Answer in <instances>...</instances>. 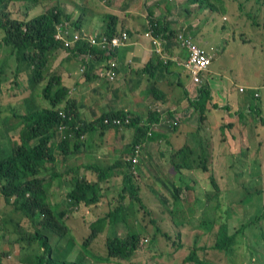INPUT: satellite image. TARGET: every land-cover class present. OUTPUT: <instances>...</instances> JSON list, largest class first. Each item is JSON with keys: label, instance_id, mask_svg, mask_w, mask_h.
Returning <instances> with one entry per match:
<instances>
[{"label": "trees", "instance_id": "obj_1", "mask_svg": "<svg viewBox=\"0 0 264 264\" xmlns=\"http://www.w3.org/2000/svg\"><path fill=\"white\" fill-rule=\"evenodd\" d=\"M141 1L145 3L146 0ZM18 2L24 4L30 3L32 7L37 8L41 0H7L5 7H7L8 3ZM189 4L192 5H188L185 11L191 13L202 9L210 10L211 13H214L215 11H223V8L226 9L227 7L225 0H189ZM195 4L198 6L197 9L189 7H193ZM4 5L5 0H0V32L3 33L0 44L11 50L12 55L16 57L18 62L15 68L16 77L24 71L22 69V65L24 64L26 68H28V73H30L31 82L38 84L45 78L44 72L50 64L51 58L60 51L65 50L71 55L79 57L87 56L89 53L94 54L96 52V48L91 47L90 44L84 40H80L72 48H66L62 41L56 39L58 33L57 26L64 22L60 7L56 6L50 9L43 8L40 13L34 16L27 13L21 16L19 13L16 14L13 11H8ZM163 8H165L164 12H166V14H176L174 11L176 8L174 2L166 1ZM65 19L69 21L70 17L66 16ZM106 20V36L110 38L120 35L121 33H126L129 42V37L133 34L132 30L125 29L123 26L118 28L117 17L109 15ZM71 26L73 28L77 26V24L71 23ZM199 27H201V25H198L196 29ZM147 28L152 38H158L163 52L167 49V39L176 40L177 34L183 33V31L171 30L170 28H172V26H170V24H164L152 17L148 18L146 29ZM75 32L79 33L80 28L75 29L73 33ZM136 32L141 34L139 30ZM142 33H144V31ZM183 34L196 43L194 40L196 35L192 34V32V36L187 32ZM223 45L227 46L226 40ZM179 47L181 50L186 51L185 48ZM99 51L102 52L101 50ZM115 53L116 51L112 53L111 56H114ZM172 57L168 54L167 60L166 58L163 59L164 65L171 66L174 64L177 68L179 67L190 76L189 72L183 67L182 61ZM109 58L110 56L105 57L103 62L106 63ZM213 60L212 56V63ZM164 65L159 62L158 58L155 59L154 62H148L143 70L147 76L156 78L158 68ZM208 71L201 74V79H203L204 74ZM86 73L87 70L85 71V76ZM3 75V70L0 69V96L2 95L1 87L4 81L2 78ZM17 85L19 86L20 83L17 82ZM198 86H200V104L196 100L194 101L190 98L189 102L194 105L195 111L199 113V120L202 121L205 119L204 121H206L208 117L205 111L207 100H209L208 91L210 87L208 84L203 85L202 82ZM54 88H56L55 92L53 91L51 93L50 89L53 90ZM240 92L243 93L244 90L242 91L241 89ZM154 93H160V91L155 90ZM33 100L35 108L28 105L26 114L20 116V118H24V129L16 126L17 132L9 136V148L0 150V196H2L4 200L3 207L10 204L13 207L14 215L20 212V218L17 219L15 216H12L13 218L11 217L17 224L16 232L18 236L14 240V243L20 246V251L18 253L19 264H84V260L86 264L87 258L89 257L92 258L93 264H121V262L122 264H146L145 260L141 261V263L137 262L134 258L135 253L138 251V248H140L139 229H132L131 220L128 219L125 221L122 215H118V211L120 212V209L124 208L127 210L125 212L128 214H135L137 210L136 205L133 203L135 199L140 200V203H138L140 206L139 208L146 207L147 201L142 195L144 191L141 190V183L138 184L136 180L139 178L137 168L139 170L141 163L139 161L140 155L137 154V156H139L138 164L133 163L131 159L135 153V146L144 145L146 141L154 140V135L158 134L157 131L153 132L154 127L159 128L160 126V128L164 127L169 129V122L167 121L168 123L163 124L162 116L156 111L150 113L149 118L141 122L140 115L124 110L102 114L93 123L82 122L81 115L77 113V103L75 99L73 100L69 97V89L63 85L62 78L58 75L52 76L49 83L44 86L42 93L35 94ZM36 103H39V105ZM45 103L49 104L50 108ZM197 103L199 105H197ZM32 105L34 104L32 103ZM248 108L253 112H260V110L253 105H249ZM61 112L64 113L65 117L60 115ZM105 118L120 119L122 124L119 126L104 125L103 120ZM125 120L128 121L127 124H125ZM260 121L264 125V119H260ZM63 127L65 128L61 130ZM122 127L131 129L133 132V138L130 143L131 157L126 161H120L118 158L117 161H114L113 164L110 165L108 170L114 168L118 173L119 169H123L125 173L122 175V179H125V181L130 179L131 183L128 184V186H124L123 190L117 194L116 201L119 204H116L115 210L112 211L113 206L109 208L110 201L107 200L105 196L108 192V184L105 183V181H108L110 178L107 172H102V170L97 169L96 176L91 179L87 176L80 177V175L77 174L79 170L73 172L71 167L68 170H61V167L64 163L63 161H69L72 156L75 158L76 154H78V156L84 154L82 148H85V137L88 133L94 132L97 128L105 130L119 129ZM171 129L176 128L171 127ZM191 136L192 138L190 140L195 141L197 147L185 145L172 154L174 156L172 158V163L175 165L177 172L176 176L171 180L172 182L170 181L172 184H167L168 187L159 188L157 190L163 195L162 198H164V200H167V198L168 200L171 199L172 219L173 214L179 211L177 209H184L182 201L184 192L188 190L196 192L198 188V184L195 181L190 182L189 179L185 177L188 171L194 173L192 175L193 179L194 176L201 178V174H203L204 177L211 175L209 177L210 184L216 190H220L216 177L210 172V167L207 165V149L204 146L203 140L200 139L199 130L197 129L195 135ZM193 138L195 139L193 140ZM197 138L199 141H197ZM194 154H197V156L193 157ZM59 161L62 162L60 168L58 166ZM175 181L177 183H175ZM127 189L129 193L125 192ZM65 191H67L66 199L64 203L62 202L61 204L60 200L56 198V193L61 194ZM215 194L214 192H207L205 194L207 201H204L201 195L196 193L194 197L196 208L200 209V212L206 210L210 197ZM126 199H129L127 203L132 204V206L129 204L126 205V202H124ZM82 203H85V210L89 211L88 214L85 213L86 218L88 217L86 215L93 213L89 206H96V210H98V208L102 210L103 204L106 212L104 209L99 216L89 218V220L86 219L87 222L84 221V223L90 227L89 229H91V231L88 236H85L82 242L83 254L79 253L73 258L70 256V252L74 249L76 239L67 221L69 211H72V209L78 205L81 206L80 204ZM218 207L219 204L216 203L214 209ZM200 212L198 213V219L201 216ZM93 215L94 214H92V216ZM185 217L186 215L181 218L173 219L174 224L184 225L183 222L191 221L188 217ZM256 219L257 218H255V220ZM119 221L127 226V230L123 233H116L114 230H109V235L106 236V240L101 245L104 246L100 248L101 251L93 247L96 236L106 231L107 228L109 229L112 225H116L115 223ZM207 223L209 224H205L203 220L202 226L199 227L203 233L208 232L207 239L211 241H209L207 245L211 249H207L205 252H208V255L213 253L215 257H219L220 255L223 256L225 255L224 253L227 254L234 246V234L236 232L234 234H229L230 232L227 225H223L222 223L219 224V228L215 230L216 224L214 220L213 222ZM166 224L168 223L162 224V227L158 226V231L154 232V237L152 236L151 243L149 244L150 247L156 244V235H158L159 232L170 237L171 232L161 229L167 227ZM85 228H87V226H85ZM213 232H215V236L212 235ZM63 240L64 242H62ZM70 241L74 242L72 248L67 249L66 256H62L63 251L61 247L65 242ZM194 243L195 245L187 253L184 263L214 264L208 259L205 260L203 256L198 255V250L200 248L205 249V246L199 247L196 241ZM178 247H182L180 242ZM156 249V252L159 253L157 254V263L155 262V264H166L162 261L163 251L157 246ZM1 253L2 252H0V262L3 260L2 258L4 256Z\"/></svg>", "mask_w": 264, "mask_h": 264}, {"label": "rangeland", "instance_id": "obj_2", "mask_svg": "<svg viewBox=\"0 0 264 264\" xmlns=\"http://www.w3.org/2000/svg\"><path fill=\"white\" fill-rule=\"evenodd\" d=\"M246 1L251 4L252 8L248 9ZM47 2H49V0H47ZM140 2L142 3L143 1L140 0ZM184 2H186V0H184ZM6 4L7 0H5L4 7ZM143 4L145 7H149L146 2ZM195 5L193 7H189L197 9L198 6L197 4ZM240 5H244V10L241 13H239ZM231 6L233 12L235 11V14H237V17L233 20V28L230 27L232 22H229V18L227 20L223 19L222 22L224 23L225 29H227L228 33H232L233 36L227 37V46H224L223 44L220 45L221 50L219 45L212 47L214 60L210 70L217 71L219 75H216L217 78L214 79V83L211 85V88L217 95V100L220 101L225 100L227 88L231 83L234 86L233 89L240 96H243V94L239 92V89L242 86H245L247 90L251 92L256 88L255 84L261 79L262 73L264 72V39H258L260 41L259 44L262 45V49L251 48L254 52L261 54L260 57L257 58V61H252L250 64L248 63L250 61H246L245 57L242 55L246 54L247 56H251L249 53H247L250 47L244 44L248 41L247 39L250 41L254 39L252 37L251 29L262 27L260 30L261 35L264 37V0H241V2L240 0H234ZM5 8H7L8 11L15 12L16 14L19 13L21 16L25 13L34 16L43 10H41L39 6L34 8L30 3L24 4L20 2L11 4L8 3L7 7ZM43 8L47 9L46 7ZM174 11L176 12V14L173 15L174 17L177 16L178 18H181L180 16H187V18H190L191 20H194V18L200 19L198 22L199 25H201L203 30L208 33L213 32L212 30H209L207 24H205L206 21H208L210 15L212 14L215 18H221V13L214 14L211 13L210 10L204 9L196 10V12L191 13L186 12L184 7L180 6L176 7ZM207 16L208 18H206ZM224 33L222 32L223 35H225ZM245 33H247L248 36L243 37V34ZM222 34L221 38L224 37ZM2 35L3 33L0 32V40L2 39ZM213 36H215V34ZM221 38L220 40H225V38ZM210 39L211 37L205 38V40ZM258 40H255V42L258 43ZM254 48H257V44L254 46ZM61 53L62 52H59L53 57L52 61L44 72L45 78L40 83L36 84L31 82L30 73H28V68H26L24 64L22 65V69L24 71H22L18 77L15 76V68L18 64L16 57L12 55L11 50L3 47L0 44V69L3 70L4 74L2 77L4 81L1 87L2 95L0 96V150L9 148V136L17 132L16 126L24 129V118H20V116L26 114L28 105L35 108L33 96L35 94H41L44 86L49 83V81L52 79V76H55L56 72H54L52 75V71L60 63V60L63 59V62L66 61V54ZM235 62L237 64H235ZM74 70L75 72L79 73L78 76L80 77H83L85 74V70L81 67V65L78 68L77 64ZM221 74H223V77ZM226 76L233 77V80L229 81ZM96 77L100 78L102 84H104V86L101 87L105 89L111 88L109 84H106L107 81L105 77H101L99 74ZM17 82L20 83L19 86L17 85ZM68 85H70V88H68L70 92V89L74 87L76 88L77 83L75 81H71L68 83ZM55 90L56 88L53 90L50 89L51 93L53 91L55 92ZM255 96L250 98L251 101H247L246 103L240 102V104H238L239 101L237 99L235 101L230 100V110L216 111L214 116H212L211 121H209L210 117L208 114L214 111L212 104L208 105L207 103L206 105H208V109L206 108L205 112L208 120L206 119L207 121H204V119L200 121L199 117H196V123L194 125L196 130H199L200 139L203 140L204 146L205 144L209 145L210 143L213 144V146H217L219 142L225 143L227 140H230L231 143H227V145L229 147L231 145V148L228 147V149L225 151L221 149V146H218V155L216 158H214L217 159V161L210 163L207 162V165L212 167L211 172L218 181L220 186L219 191L210 184L209 177L211 175L204 177L203 174H201V178L194 176V179L197 180L196 181L192 177L194 173L189 171L186 173L187 175L185 177L188 178L190 182L195 181L198 184V188L196 192H192L190 190L184 192L182 198L184 209L179 208L177 209L179 211H176L173 214V219L181 218L186 215L185 218L188 217V219L191 220L190 222H183L184 225L174 224V220L171 216L172 201L169 203L168 198L167 200H164L162 196H159V191L152 193L150 190L151 185L153 186L152 188L159 189L168 187L167 184H172L171 180H173V177H175L177 173L175 165L172 163V161L171 163L170 161H165L167 158L161 156L155 158L156 161H149V158L144 159L145 157L143 156V153L147 147L144 148V145L141 147V152H139V154H142V156L139 158L141 163L139 170L137 168V172H139V178L136 180L138 181V184L141 183V190L145 192L142 195L147 201L146 207L144 206L139 208L140 206L138 203H140V200L135 199L133 202L137 209H134L136 210L135 214H128L125 212L127 210L124 208L120 209V212L118 211V215H122L125 221L128 219L131 220L132 229H139L140 231V248H138V251L134 255V258L137 262L145 260L146 264H155V262L157 263L156 257L159 253L156 252L157 246L163 251L162 261L166 264H188L184 263V259L189 250L194 247V242L196 241L199 247L205 246V249L200 248L198 250V255L203 256L205 260L208 259L211 261V263L264 264V125L260 121L261 118L264 119V108L261 106L260 96ZM76 97L71 99H75V102L78 104V100H81L80 92L77 93ZM96 102L97 100L94 98L93 104ZM144 102L145 101H143V103ZM32 103L34 105H32ZM249 103L250 105H253L259 109L260 112H248L247 106H249ZM36 104L39 105V103ZM45 104L50 108L49 104ZM213 121H216L217 123H214ZM164 129V127L161 128V130ZM132 138L133 133L130 130L124 137L119 136L117 138L118 141H124L122 151L126 152L127 147H129L132 141ZM194 139L195 138H193V140ZM197 141H199L198 138ZM163 143L164 141L160 142L163 147L159 145V147L155 146L154 149H159V152L164 151L165 146ZM121 144L122 142L120 141L118 146ZM97 151L98 155L103 156L109 154L107 152L104 153L105 151L102 149ZM73 157L74 156H72L69 161H63L64 163L61 169L65 170L71 167L73 172L79 170L77 174L80 175V177L87 176L88 178L92 179V177L88 176V172H91V169L88 170L85 167V149L83 155L80 154L78 158ZM115 159L117 160V157L114 158V160ZM86 161L91 160L86 159ZM94 162L95 167L102 170V172H107V175L110 176L108 181H105V183L108 184V192L105 194V196L106 199L110 201L109 208L113 206L112 211H114L116 204H119L116 201L117 194L123 190L124 186H128V184L131 183V180L129 179L130 181H125V179H122V175L125 173L123 169L118 170L120 173L119 177L117 176L118 174L114 168H112V170H108L112 162L110 158L106 159L103 157L99 160L94 159ZM61 163L62 162L59 161V168ZM113 173L114 175L111 177ZM161 183H163V185ZM125 192L129 193L128 189L125 190ZM207 192H214L216 194L210 197V200L208 201V208L200 212V209H197L195 206V194H200L202 199L207 201V197L205 195ZM66 195L67 191L62 192L61 194L56 193V198L59 199L62 204V202L64 203L66 199ZM127 200L129 199L124 200L126 205L129 204L132 206V204L127 203ZM216 203L219 204V207L214 209V205ZM3 205L4 200L2 196H0V252H2L1 254L4 255L0 264H19L18 253L20 251V246L19 244L14 243V240L18 236V233L16 232L17 224L14 219H12V216H15V218L18 219L20 218V212L15 213L14 215L12 205L9 204L8 206L6 205L4 207ZM80 205L81 206L78 205L77 207L73 208L72 211H69V217L67 221L71 227L72 234L76 239L74 249H72L70 252V256L73 258H75L79 253L83 254L82 242L84 241L85 236H88L89 232L91 231V229H89L90 227L84 223L85 213L88 214L89 211L85 210V203ZM102 206V210L100 208L96 210V206H89L91 211H93L92 214L94 215H86L88 216V220L89 218H95V216L102 214L103 210L105 209L103 204ZM199 212L201 213V216L198 219ZM255 218L257 219L255 220ZM203 220L205 221V224H209L207 222H213L214 220L216 224L215 230H217L219 228V224L222 223L223 225H227V228L230 232L229 234H234L236 232L234 234V246L227 252V254L224 253L225 255L223 256L220 255L219 257H215L213 256V253L208 255V252H205L207 249L211 248L207 246L208 242L210 241L207 239L208 232L203 233V231L199 228L202 226ZM120 222L121 221L115 223L116 225H112L109 229L107 228L102 234L99 233L95 238V244L93 247L97 248L98 251H101L100 248L104 247L101 245L106 240V236L109 235V230H114L116 233H123L125 230H127V226ZM164 223H168L166 224L167 227H163L161 229L171 232L170 237H167L162 232H159L158 235H156V244L150 247L149 244L151 243L152 236L154 237V232L158 231V228L162 227V224ZM85 226H87V228H85ZM212 235L215 236V232H213ZM62 242H64V240ZM179 242L182 244L181 248L178 247ZM73 243L74 242L70 241L63 244L61 247L63 251L62 256H66L67 249L72 248ZM192 264L195 263L192 262Z\"/></svg>", "mask_w": 264, "mask_h": 264}, {"label": "crops", "instance_id": "obj_3", "mask_svg": "<svg viewBox=\"0 0 264 264\" xmlns=\"http://www.w3.org/2000/svg\"><path fill=\"white\" fill-rule=\"evenodd\" d=\"M166 1L174 2L176 7L181 6L184 7V9H186L189 4V0H186V2H184V0H146L145 2L149 7H145L140 0H49L48 3H46V0H41V3L38 5L41 10L43 7H47V9L56 6L60 7L64 22L66 21L69 23V27L73 32L75 29L80 28V32H75V34L81 33L86 39L105 35L107 24L106 19L109 15L117 17L118 28L123 26L125 29L133 31V34L129 37L128 45L117 50L114 55V57L117 58L118 69L114 81L106 80V84H109L111 87L110 89L101 87L104 86V84H102L100 78L96 77L105 64L103 62L104 58L107 57L98 49H95L96 52L94 53L92 60H88L87 56L93 53L79 57L76 55L73 56L65 50L60 51L66 54V61L63 62V59L60 60V63L52 71V75L56 72L55 75L62 78V83L67 88H70V85L72 84L68 85L69 82L75 81L77 83L76 88L74 87L70 89L69 97L75 98L77 93L80 92L81 100H78L77 113L81 115L83 122L93 123L102 114L116 112L118 110H124L140 115V120L143 122L149 118L150 113L155 111L158 112L162 116V123L165 124L169 122L170 126L168 125L169 129L165 128L166 130H161L160 126L159 128L154 127V130L152 128L153 132L157 131L158 133L154 135V140L146 141L144 146L138 145V147H140V152L142 146L144 148L147 147L144 150L143 156L145 157L144 159L149 158V161H156L155 158L160 156L166 157L167 159H165V161H172V158L174 157L172 154L178 151V149L185 145H188L189 147L196 146L195 141H191L190 139L192 138L191 135L194 136L197 131L194 124L196 123V117H199V113L195 111V107L189 102V98L199 102L201 96L199 91L200 86L193 82L191 76L185 71H182L179 67L177 68L174 64L171 66L164 65V58L153 53L151 41L145 38V33L148 32V28L146 29L148 18L152 17L164 24H170V26H172V28H170L171 30L183 31V33L187 32L191 36L192 34L196 35V37H194L196 43L213 56L212 47L216 45H219L220 47V45L224 44V41L227 40L228 36H233L232 33H228L227 29H225L222 20H227L229 18V22H232L230 27L233 28V20L237 17V14H235V11L233 12L231 6L234 0H225L227 6L226 9L223 8V11L214 12V14L221 13V18H215L211 14L208 21L205 23L207 24L208 29L214 32L215 36H213V32L208 33L203 30L202 27L196 29L200 20L198 18L191 20L190 18H187V16H180L181 18H178L177 16L174 17L171 13L166 14V12H164L165 8H163ZM246 2L248 9L252 8L251 4L248 1ZM243 10L244 5H240L239 13ZM66 16L70 17L69 21L65 19ZM208 16L206 18H208ZM71 23H76L78 27L74 26L73 29ZM260 29H262V27L251 29L252 37L254 39H252V41L247 39L248 41L244 43L250 47L247 53L251 56H247L246 54L242 55L245 57L246 61H250L248 62L250 64L252 61H257V58L261 55L252 50L262 49V45L259 44L260 41L258 39H264V37L261 35ZM137 30H139L141 34L136 32ZM143 31L144 33H142ZM222 32L227 33H224L225 35H223ZM221 34L224 36L223 38H225V40L221 38ZM245 36H248V34H243V37ZM207 37H211V39L205 40ZM220 38L223 40H220ZM255 40H258V43H256ZM256 44L257 48H254ZM165 52H167L170 57L173 56L172 58H177L181 61H184L186 60L185 58H187L186 51L180 49L175 39H167V49ZM53 57L51 58V61ZM158 58L159 62L165 67L160 66L157 70L156 78H151L144 73L143 69L148 62H154L155 59ZM77 64L78 68L81 65L85 71L87 70L86 76H78L79 73L74 70ZM235 64L237 63L235 62ZM208 70L209 71L204 74L201 82L203 85L208 84L210 87V90L208 91L209 100H207V103L208 105L212 104L214 112L208 114L210 117L209 121H211L212 116H214L216 111L230 110V100L235 101L237 99L239 101L238 104H240V102L246 103L247 101H251L250 98L254 97L256 92H258L257 94L261 99V106L264 108V72L262 73L263 77L261 76V79L255 84L256 88L251 92H249L245 86H242L239 90L241 91V89H243L244 92L241 93L239 91L243 94V96H240L233 89L234 86L231 83L227 88L225 100L220 101L217 100V95L211 88L214 79L217 78L216 75H219V73L210 70V68ZM221 76L223 77V74H221ZM226 78L229 81L233 80V77L226 76ZM155 90L160 91V93H154ZM94 98L97 100V105L96 103L93 104ZM143 101L145 102L143 103ZM199 104L197 103V105ZM208 105H206L207 109ZM248 105H250V103ZM247 109L248 112L252 111L248 106ZM262 119L263 118H261V120ZM213 122L217 123L216 121ZM171 127L176 129H171ZM129 130L132 131L125 127L105 130L97 128L94 132L87 134L85 137V148L83 147L82 149H85V167L88 170L91 169V172H88V176H96L94 174H96V170L99 169L94 166V159L99 160L103 157L106 159L110 158L112 161L111 164H113L114 161H117L116 159L114 160L116 157L117 159L119 158L120 161H126L131 157L130 145L127 147L126 153L125 151H122L124 141L120 140L122 144L118 146L120 141L117 140L119 136L124 137ZM161 141H164L163 144L165 149L164 151L159 152V149H154V147H159V145L162 146L160 144ZM227 143H231L230 140H227L225 143L219 142L217 146H213L211 143H208L209 145L205 144L207 149V162L210 163L217 161V159H214L218 155L217 147L221 146V149L226 151L229 147ZM229 148H231V145ZM99 149H102L105 151L104 153L107 152L109 154L103 156L98 155L97 150ZM139 155L140 157L142 156V154ZM196 156L197 154L193 155V157ZM76 157L78 158V154H76ZM86 159H90L91 161H86ZM211 170L212 167H210V172ZM117 174L119 177L120 173L118 172ZM175 183L177 182L175 181ZM152 187L153 186L151 185L150 190L152 193L158 190ZM158 194L159 196H163L160 192H158ZM168 202L170 203V200H168ZM86 219H88V217H85V221ZM86 264H93L91 257L87 258Z\"/></svg>", "mask_w": 264, "mask_h": 264}, {"label": "built area", "instance_id": "obj_4", "mask_svg": "<svg viewBox=\"0 0 264 264\" xmlns=\"http://www.w3.org/2000/svg\"><path fill=\"white\" fill-rule=\"evenodd\" d=\"M57 40H60L64 43L66 48L74 47L80 40H84L90 44L91 47L101 50L105 56H110L109 60L103 65L102 69L99 72L101 77H105L108 81H114L117 76L118 62L117 58L111 56L112 53L123 48L127 45L128 37L126 33H121L120 35H116L113 37H108L106 35H99L98 37L86 39L83 34H75L69 27L68 22L60 23L57 26ZM145 38L151 41V45L153 48V53L166 58L168 54L163 52L161 48V44L158 38H152V36L148 33H145ZM176 41L179 46L185 48L188 53V57L186 60L182 61L183 67L186 71L189 72L193 82L197 85L201 84V74L208 71L209 67L212 63V56L202 47L197 45L192 41L191 38L185 37L183 33H179L176 36ZM88 60H92L94 54H89L87 56ZM243 91V89H242ZM258 96V94H256ZM60 115L65 117L64 113L61 112ZM127 120H125V124H127ZM104 125H116L119 126L122 124L120 119L114 118L109 119L105 118L103 120ZM65 127L61 128L63 130ZM134 155L131 159L133 163L138 162V156L140 152V147L135 146Z\"/></svg>", "mask_w": 264, "mask_h": 264}, {"label": "clouds", "instance_id": "obj_5", "mask_svg": "<svg viewBox=\"0 0 264 264\" xmlns=\"http://www.w3.org/2000/svg\"><path fill=\"white\" fill-rule=\"evenodd\" d=\"M147 240V239H146Z\"/></svg>", "mask_w": 264, "mask_h": 264}]
</instances>
